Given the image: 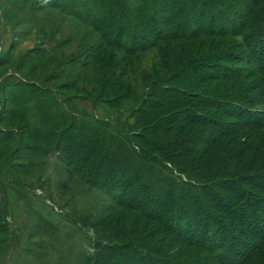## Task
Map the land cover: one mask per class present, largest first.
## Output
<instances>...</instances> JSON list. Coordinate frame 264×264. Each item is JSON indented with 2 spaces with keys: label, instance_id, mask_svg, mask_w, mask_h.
Segmentation results:
<instances>
[{
  "label": "rangeland",
  "instance_id": "374dc122",
  "mask_svg": "<svg viewBox=\"0 0 264 264\" xmlns=\"http://www.w3.org/2000/svg\"><path fill=\"white\" fill-rule=\"evenodd\" d=\"M185 4L194 10L190 15L184 13ZM138 6L161 25L167 16L159 29L168 35L156 39L151 28H142L136 34L156 40L154 46L128 55L125 47L135 40L118 35L127 26L117 16L124 9L131 15ZM181 8L188 26L178 24ZM263 17L264 0H0V264H117L121 255L122 262L126 254L140 256L131 249L117 250L119 244L151 245L162 251L158 264H216L210 250L184 243L156 221L113 205L108 190L98 187L95 178L90 182L88 164L74 171L62 160L71 149L55 144L74 120L75 126L83 119L116 125L121 114L127 118V110L154 101L170 86L200 98L221 93L226 99L200 108L220 131L196 124L181 129L177 137L183 146L168 154H175L172 163L182 171H174L179 181L197 186L193 194L217 190L222 202L248 212L225 187L264 176V76L253 71L264 63V41L255 45L249 40L255 33L243 30L246 23L256 29ZM213 25L225 33H209ZM185 31H194L195 38L177 34ZM155 129L137 131L153 140L160 135ZM210 138L215 144L206 146L202 161L191 160L198 152L193 157L188 150L178 154L182 147ZM153 156L171 166L164 153ZM214 183L220 185L212 187ZM220 202L209 206L228 219ZM248 214L257 216L255 210ZM229 222L210 223L208 234L218 229L222 236L231 231L244 239L247 226ZM250 264H264V249Z\"/></svg>",
  "mask_w": 264,
  "mask_h": 264
},
{
  "label": "trees",
  "instance_id": "16d2710c",
  "mask_svg": "<svg viewBox=\"0 0 264 264\" xmlns=\"http://www.w3.org/2000/svg\"><path fill=\"white\" fill-rule=\"evenodd\" d=\"M145 7H147V2ZM138 8L140 7L138 6ZM138 8L137 12L131 9V12H133L131 15H128L124 9L117 16V22L126 23L127 26L118 35L126 33L127 36L135 40L133 45H136V47L133 45L125 47L124 51L128 55L144 52L147 48L154 46L156 40L147 39L144 33L137 35L142 28H151L156 39L165 38L168 35L167 33L165 34L164 30L162 31L163 34H161V29H159V26H166L167 16L163 18L164 20L161 19L163 23L161 25V22L156 21L148 14L146 8ZM121 9L123 7L119 8V10ZM183 9L186 15L194 12L189 4H185ZM183 9L181 8L176 12V15L180 17L178 24L188 26L185 24L188 16H183ZM211 9L213 10L212 7ZM139 10L143 13L138 12ZM234 13L240 15L239 19L249 22L247 18L242 16L243 13L238 11ZM173 14L175 15V12ZM141 16L144 19H141ZM182 19H184L183 22ZM211 22L214 24L212 19L210 20ZM214 26L210 27L211 31H208L209 33L219 35L225 33L222 29L215 30ZM262 26L264 27V17L260 19L256 29L248 27L247 23L243 27L247 34L255 33L249 40L257 46H261L264 41V29ZM129 29L133 30V32ZM184 29L187 30L186 27ZM155 30L161 33L155 34ZM177 34L195 38L194 31L192 33L185 31ZM118 66L119 62H117ZM255 67L253 71H257L264 76V63L255 65ZM223 75L229 76L225 73ZM213 76L217 78L220 75L217 73ZM111 87L113 88V85ZM122 87V84L117 79V90L118 88L119 90L120 88L122 89ZM126 90L128 92L129 87ZM178 91L181 90L174 86L165 88L164 93H161L154 101L141 102L127 110L129 113L127 118H124L122 114L121 116L119 115L116 125L100 121L87 122L83 121V119L81 124L77 123L75 126L74 120L67 127V131L64 129L60 132L55 144L56 148H60V150L63 147L65 150L71 149V152L67 151L62 160L76 172L80 168H84L87 163L88 173H92L89 179L90 182L94 184L96 181L92 178L97 179L95 184L108 190L107 194L113 200V205L126 211L138 213L143 219L156 221L159 225H163L165 231L173 234L174 237H178L184 243L210 250L214 261L217 262L216 264H250L254 255L264 249V193H252L245 186L250 185L253 188H259L264 191V176L259 177L261 181L250 179L249 177L245 178V181H241V184L231 183L232 187H225L227 188L225 193L237 204L244 202L248 212L233 203L222 202L224 199L220 198V195H218L220 193L217 190H214L212 194L208 193L209 188H207L206 193H203L205 195L198 196L197 193H192L197 191L196 185L188 181H182L183 183H181L179 181L180 178L174 174V171H182L176 166L174 167L171 158H174L175 154H168L169 150L176 151L179 145L182 144L177 135L181 129L188 126L195 124L206 125L220 131V125L218 127L210 126L211 119L200 108L216 106L218 100L226 99V96L213 92L214 96L212 98H200L199 95L191 94L187 90L182 91V93ZM118 94H120L119 91H117ZM136 98L138 99V96ZM120 102L119 98V104ZM181 108L183 109L181 110ZM239 116L242 117L243 115ZM150 126L155 127V131H160V135L156 139L151 140L144 133H138L137 131L141 130L143 132V130L149 129ZM73 131H78L79 135L72 133ZM172 132L174 134L171 136ZM165 134L167 136L164 138L163 135ZM63 143H66V146ZM212 144H215V138L202 139L201 142L193 146L188 145L187 149L182 147L178 154H185V151L188 150L191 152V157H193V154L198 152L200 154L195 155L197 158L191 159L192 161L196 160V163H198L207 154V152L204 153L206 146H210V149ZM158 152L164 153L163 157H168L167 159L171 161V166L167 168L162 163L163 161L155 157L157 155L153 156V154H158ZM219 185L214 183L211 186ZM204 187H207V184ZM203 196L212 198L207 200ZM215 200L221 201L222 208L220 211L227 214L228 219L233 220L232 223L228 219L225 218L224 220L220 217V214L217 210V212L214 210L213 206H209ZM185 204L194 205L195 207L194 209L187 208L184 206ZM205 207L206 209H204ZM249 210H255L257 216L249 215ZM191 212L194 214L198 213L200 218L196 220V217H192L193 219L188 217L192 215ZM213 212L216 213V216H214ZM214 222H219V226L223 225L222 223L224 222H229L228 225L232 227L236 225L247 226L242 229L244 239L231 234V231L225 232V235L222 236L218 229L214 230L216 232L214 235H209L208 232H211V230L208 229V226ZM194 233H197V236ZM193 236L196 237V241L192 239ZM209 242L212 245H208ZM120 245L117 246V250L129 251L131 249L133 253L140 256L133 258L126 254V258L122 262V255L120 254V262L117 264H158L161 261L160 254L162 251L156 250L149 244ZM139 248L145 252L143 253Z\"/></svg>",
  "mask_w": 264,
  "mask_h": 264
}]
</instances>
